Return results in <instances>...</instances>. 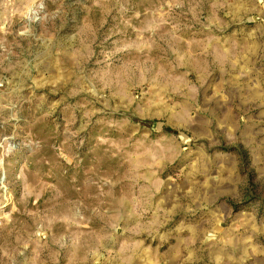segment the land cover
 Masks as SVG:
<instances>
[{"label": "rangeland", "instance_id": "374dc122", "mask_svg": "<svg viewBox=\"0 0 264 264\" xmlns=\"http://www.w3.org/2000/svg\"><path fill=\"white\" fill-rule=\"evenodd\" d=\"M0 264H264V0H0Z\"/></svg>", "mask_w": 264, "mask_h": 264}]
</instances>
